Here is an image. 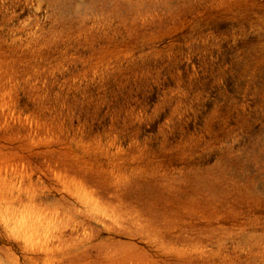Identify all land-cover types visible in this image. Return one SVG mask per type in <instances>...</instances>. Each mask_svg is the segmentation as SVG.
Returning <instances> with one entry per match:
<instances>
[{"label": "rangeland", "instance_id": "374dc122", "mask_svg": "<svg viewBox=\"0 0 264 264\" xmlns=\"http://www.w3.org/2000/svg\"><path fill=\"white\" fill-rule=\"evenodd\" d=\"M0 264H264V0H0Z\"/></svg>", "mask_w": 264, "mask_h": 264}]
</instances>
